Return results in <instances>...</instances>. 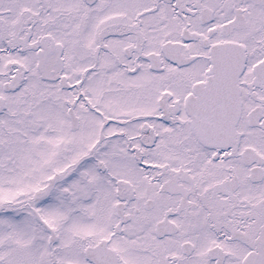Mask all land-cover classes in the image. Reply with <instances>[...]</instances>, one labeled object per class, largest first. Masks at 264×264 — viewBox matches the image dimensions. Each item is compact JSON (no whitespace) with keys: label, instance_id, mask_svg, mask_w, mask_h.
<instances>
[{"label":"snow or ice","instance_id":"1","mask_svg":"<svg viewBox=\"0 0 264 264\" xmlns=\"http://www.w3.org/2000/svg\"><path fill=\"white\" fill-rule=\"evenodd\" d=\"M0 264H264V0H0Z\"/></svg>","mask_w":264,"mask_h":264}]
</instances>
